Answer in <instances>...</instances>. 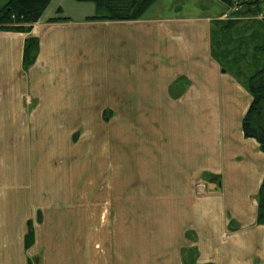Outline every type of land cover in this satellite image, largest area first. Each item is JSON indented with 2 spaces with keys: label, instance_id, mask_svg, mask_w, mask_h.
I'll use <instances>...</instances> for the list:
<instances>
[{
  "label": "rangeland",
  "instance_id": "obj_1",
  "mask_svg": "<svg viewBox=\"0 0 264 264\" xmlns=\"http://www.w3.org/2000/svg\"><path fill=\"white\" fill-rule=\"evenodd\" d=\"M233 1L157 0L140 19H209L169 34L48 3L40 60L0 59V264H196L193 227L218 235L219 264H264V152L242 130L264 0Z\"/></svg>",
  "mask_w": 264,
  "mask_h": 264
},
{
  "label": "trees",
  "instance_id": "obj_2",
  "mask_svg": "<svg viewBox=\"0 0 264 264\" xmlns=\"http://www.w3.org/2000/svg\"><path fill=\"white\" fill-rule=\"evenodd\" d=\"M1 1V0H0ZM51 0H2L0 3V30L31 32L46 6ZM93 1L102 14L95 17L114 20H137L144 16L146 11L157 0H79ZM233 4V0H223ZM260 0H242V5H249L244 12L255 13L260 8ZM263 10V9H261ZM68 17H57L51 20H62ZM231 23H233L231 21ZM219 24V23H217ZM214 44V40L212 42ZM264 52V42L258 47ZM40 40L37 36L29 34L24 43L23 67L32 66L39 55ZM215 55V54H214ZM248 91L252 95V101L245 116L242 119V130L247 138H254L260 144L264 152V63L258 66L253 73L245 80ZM257 221L264 225V178L260 188V198L258 201ZM28 221V233L26 235V247L34 242V230ZM229 229L237 230L238 225L234 221H229Z\"/></svg>",
  "mask_w": 264,
  "mask_h": 264
},
{
  "label": "crops",
  "instance_id": "obj_3",
  "mask_svg": "<svg viewBox=\"0 0 264 264\" xmlns=\"http://www.w3.org/2000/svg\"><path fill=\"white\" fill-rule=\"evenodd\" d=\"M155 4V3H154ZM168 16V17H167ZM167 18L164 19L163 16H160V14L156 18H147V19H137V20H128L127 23H143V22H148L151 24H155L160 29L161 32H166V33H172L174 29H183V28H194L200 29L203 28V32L207 33L208 26L210 29V25L207 26V19L205 14L201 15H195L193 18L188 17L182 12H179L177 10H171L170 12L167 13ZM209 20V19H208ZM57 21H55L56 23ZM61 22V21H58ZM37 22L34 23L32 32H19V31H4L0 30V59L3 60V63L6 65L13 64L14 65V60L16 56H18L21 65L23 64V50H24V43L26 38L30 33L34 34L35 33V26ZM60 24V23H58ZM210 35V30L208 32ZM208 39V36H207ZM41 53V50H40ZM40 53L38 55V60H40ZM225 226L228 227L230 219L226 218ZM196 224H200L199 222H196ZM201 224L204 226L206 224L205 219H201ZM195 231V234L197 235V239L192 241L191 245L196 247L197 253L199 254L198 259L196 260V264H219L217 257L219 256V252L223 247L221 245L217 244L216 242L214 243L213 239H211L212 235H215L218 237V235L214 232H212L211 235H207L206 231L193 227L191 228ZM227 230H229L227 228ZM230 231V230H229ZM229 233H233L230 231ZM182 234L185 235V232L182 231ZM185 241L187 242L186 235L184 236ZM210 243H209V242ZM190 241H188L186 244H189ZM183 244L182 247H184ZM190 245V246H191ZM177 252H180L176 249ZM216 256V259L213 258Z\"/></svg>",
  "mask_w": 264,
  "mask_h": 264
}]
</instances>
